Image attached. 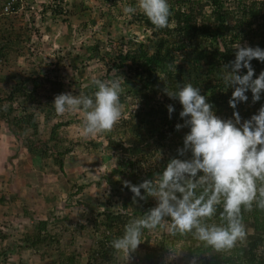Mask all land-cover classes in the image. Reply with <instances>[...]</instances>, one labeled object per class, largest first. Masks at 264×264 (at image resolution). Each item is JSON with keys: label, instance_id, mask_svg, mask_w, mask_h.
<instances>
[{"label": "trees", "instance_id": "trees-1", "mask_svg": "<svg viewBox=\"0 0 264 264\" xmlns=\"http://www.w3.org/2000/svg\"><path fill=\"white\" fill-rule=\"evenodd\" d=\"M55 0L53 7H56L58 14L70 13L73 8L80 6L77 2L70 5H62ZM129 5L135 6L137 0H126ZM171 9L169 27L157 30L150 20L141 12L126 14V24L141 30L143 37L138 41H128L123 35L116 34L117 42L110 49L112 52L100 54L99 49L105 44L95 40L89 46L90 57H98L103 62L106 74L100 78L110 76L112 79L120 78L123 84L121 104L123 115L121 121L114 127L112 132L97 135L101 137L97 144L93 140L86 141L82 149L88 146L92 148L104 146L111 154L106 158H112L114 166L105 177V189L107 196H101L104 203L98 205V199L84 208H78L80 200L73 197L82 189L83 184L77 183L76 179L66 177L62 170V158L72 152V148L80 147L64 143L65 137H59L56 129V120L61 115L55 112L53 102L56 95L62 93L63 86L70 84L68 76L58 70L60 58L54 62H33L29 54H24V59L32 65L30 71L22 67L19 79L11 87L0 90L2 99L1 105L7 101L9 107L16 111L12 116H5L9 131L12 134L19 133L22 145L33 151L38 148L42 154H47L50 149V161L57 166L52 169L54 177L60 185V193L63 197L62 207L57 208L53 202L54 195L49 192H42L43 210L38 217L34 209L22 206V215L28 220V224H19L21 232L16 238L6 232L7 221L0 219V264H14L10 261L16 256V263L19 262L20 253L30 251L37 252L40 258L49 256L51 250H57L60 255L64 254L60 264H156L155 252L173 250L180 242H187L185 264H264V210L257 208L253 203L252 210L242 209V222L245 226L247 237L243 242H238L236 247L227 251L217 252L202 241H199L193 233L181 235L172 234L169 231L171 218L165 217L162 226L155 229H144L142 240L139 246L143 249V255L138 259L134 256L121 260L116 250L112 247L113 239L124 233L125 225L135 218H143L150 209L157 206L155 196H147L141 200L133 201V193L125 186V181L138 185L144 180H151L155 187L167 166L173 159H191V152L184 156L178 154V149L183 147V138L190 130L188 127L176 130L177 123L183 124L179 113L182 105L178 99H171L166 95L164 89L178 91L180 87L191 83L194 87L200 88L202 95L213 105L215 114L222 119H234V109L229 106V99L234 88L225 89L222 74L224 66L235 59L236 45L259 46L264 49V0H168ZM106 5V20L102 23V30L110 28L109 21L111 12L122 10L118 0H103ZM15 7V6H14ZM43 12L46 9H42ZM116 12V13H117ZM0 14V66H8L10 61H16L22 56L21 47L14 48V40L21 43V36L25 32L15 29V25L26 16V22L31 29L34 27L33 18L21 12L19 16ZM14 24V26H13ZM36 35L32 37L31 32L27 33L28 46L37 47L34 40L39 33L34 27ZM69 27H67V31ZM27 32V28L25 27ZM33 38V39H32ZM13 46V47H12ZM89 55V54H88ZM107 58V59H106ZM46 64V65H45ZM255 69V76L264 71V63L253 59L251 61ZM76 66V74L73 68L74 77H80ZM247 69H242L240 74H246ZM31 81L27 82L30 79ZM255 78V77H254ZM1 84L6 82L0 79ZM106 83V82H105ZM97 90L96 86L87 84L85 87L74 86L71 93L75 96H93ZM132 91V104L128 105L126 96ZM69 92V91H68ZM247 102L237 104L235 111L240 114L241 122L250 119L252 115L258 114L259 109L264 105V93L261 99L255 103L252 101L251 91H247ZM173 105L175 111L169 118L167 105ZM45 108L43 124L53 121L49 133L42 139L38 134V119L33 109ZM131 108V109H130ZM11 109H8L10 111ZM25 110L24 114L22 113ZM125 113V114H124ZM63 123V122H62ZM31 132L28 138L26 133ZM103 141V142H102ZM75 142L73 144H78ZM159 147H167L164 158L153 156ZM103 155V154H102ZM104 156V155H103ZM99 158V157H97ZM101 159H105L102 157ZM62 171L64 177L58 176ZM116 176L117 181L122 182L118 192L115 182L111 176ZM199 175H202L199 174ZM196 178L187 177L183 184L198 182ZM42 185V184H39ZM206 185H198L196 195L203 194ZM115 195H112L111 193ZM141 193L146 195L144 190ZM54 194H56L54 192ZM179 195V194H178ZM73 200V201H72ZM5 203V197L0 192V204ZM63 207L66 210H63ZM30 209V210H29ZM55 210H60L58 216L54 215ZM223 211L222 204L217 206V213L211 219L203 221L207 225L216 224L221 226L220 213ZM69 214L77 217L75 224H68ZM59 226V230H57ZM63 231L69 232V237L61 239ZM79 234H86L91 242L88 248L79 247L75 250V238ZM11 236V242L8 240ZM158 236V238H157ZM157 242L149 246L150 239ZM62 251H60V249ZM14 256V257H12ZM46 258V257H45ZM83 259V261H81Z\"/></svg>", "mask_w": 264, "mask_h": 264}, {"label": "clouds", "instance_id": "clouds-1", "mask_svg": "<svg viewBox=\"0 0 264 264\" xmlns=\"http://www.w3.org/2000/svg\"><path fill=\"white\" fill-rule=\"evenodd\" d=\"M31 2L37 3L36 0ZM53 3L51 0L48 2L40 0V12L36 11V13L39 16H44L49 9L53 11V8H56L53 7ZM79 4V9H81L82 2ZM14 6L13 12L3 15L11 14L12 17H15L14 14L25 8V14H29L28 16L34 20L36 14L29 10L32 5H29L27 0L16 1ZM42 9H46V11L43 12ZM137 11L143 13L157 30L169 27L171 9L168 0H137L135 6L128 5L123 8V12L129 15L135 14ZM66 14L69 13L66 12ZM25 22L26 20L22 19L19 24L15 26L13 24L16 30L25 32L23 33L25 35L21 36V43L17 40L13 41V43H17V47H21L23 53L21 58L24 57V54H29L27 33L31 32L34 37L32 31H29V27L24 25ZM66 35H69V32ZM35 41L34 43H36ZM41 49L42 47L40 45L38 47V44L33 48L34 59L36 62H42L39 65L40 71L43 62H54L56 58H59L55 53L44 54V50L37 57V52ZM236 49L235 59L223 67L222 74L225 89L234 88L229 99V106L234 109V119L218 117L213 110V105L207 101L205 95L201 94L200 88L194 87L191 83L180 87L178 91L164 89L167 96L171 99H178L182 105L179 116L184 122L183 124L177 123L175 128L179 131L181 128L188 127L190 130L183 138V147L177 151L180 156H184L190 151L191 159L171 160L155 187L151 180H144L138 185L125 181V186L134 194L133 201L137 198L144 200L147 196H155L158 204L150 209L143 218L131 219L125 225L123 235L112 240L111 245L117 253L123 252L125 256H128L131 251L137 249L141 254L134 256V259H138L140 255H143V249L139 246L143 241V230L162 226L165 217L171 218L169 231L172 234L177 232L181 235L193 233L199 241L204 242L206 246L212 247L217 252L231 250L236 247L238 242H243L247 237L242 222V209L251 211L253 203H255L257 208L264 210V105L261 106L258 114L252 115L250 119L243 120V122H241L242 118L239 112L235 111L238 103L248 101L247 91H251L253 103L259 101L261 94L264 93V71L255 76V69L251 64L253 59L264 63V49L259 46H241L240 44L236 45ZM90 56L87 54V58H91ZM78 62L80 60L75 58L74 63ZM74 67L76 68V65L71 67V71ZM2 68L3 66H0V69ZM25 69L30 71L27 66ZM77 69L82 74L80 77L74 78H83V71ZM242 69H247L246 74H240ZM30 81L31 76L27 82ZM121 82L120 78L112 79L108 83L100 79H93L90 84L92 83L97 88L93 96L83 94L75 96L71 93L74 87L70 88L71 83L67 84L68 87L63 86L67 91L62 92L63 89H61L62 93L54 98L52 104L55 112L62 116L65 113L83 111L82 135L85 137L110 133L121 121L123 115L120 99L123 91ZM4 84H6L5 87ZM4 84L0 85V90L11 87L8 82ZM79 86L84 87L81 84ZM132 93L130 91L126 97L131 98ZM0 99H2L1 92ZM5 102L7 103V101ZM5 102L3 105L0 103V111ZM167 109L169 118H171L175 109L171 104L167 105ZM24 112L25 110L22 113L24 114ZM33 113L38 119L39 132L42 125L43 127L48 126L47 124L52 126L53 121L43 124L42 116L45 113V108L33 109ZM0 122L5 123L6 130L13 139L21 138L19 133L12 134L9 131L6 118L3 121L0 119ZM49 130L42 136V139L49 133ZM26 136L30 138L31 132L26 133ZM16 140L21 144L20 140ZM65 143L67 142L65 141ZM26 148L28 152L30 151V155L36 157L35 167L43 168L45 159L48 162L51 159L49 155L42 154L38 148L34 151L29 147ZM49 152L50 149L46 153ZM49 164H52L51 161ZM52 169L56 170L57 166L50 168L51 171ZM201 173L202 175H199ZM198 175V182L182 183L187 177L196 178ZM54 184H58V182ZM198 185L207 186L204 188L203 194L199 196L196 195ZM141 189L146 195L141 193ZM221 204L223 211L220 213V217L224 224L218 226L203 223L216 215L217 206ZM60 213V210L54 211L55 216Z\"/></svg>", "mask_w": 264, "mask_h": 264}, {"label": "rangeland", "instance_id": "rangeland-1", "mask_svg": "<svg viewBox=\"0 0 264 264\" xmlns=\"http://www.w3.org/2000/svg\"><path fill=\"white\" fill-rule=\"evenodd\" d=\"M45 1L48 2L49 0ZM51 1L55 3V0ZM73 1L77 3L82 2V8L79 9L80 7H74L73 11L69 14L65 13L60 15H58L57 8H53V11L49 9L46 14L47 19L45 23L41 24L37 18H34L32 24L39 32L35 42L38 44V47L39 45L42 47V49L37 52V57L41 55V51L43 50L44 54L55 53L56 56L60 58L58 70L60 72L62 70V73L68 76L67 78L69 82H71L70 88L74 86L78 87L79 84L85 87L87 86L85 85L86 83L89 85L93 79H100L106 74L105 66L98 57L93 56L87 58V54L91 55L89 47L87 46H90L95 40H100L105 44L104 48L99 49L100 54H105V52H112L110 48L117 42L116 34L123 35L124 39L128 41H138L143 37L141 30H137L133 26L127 25L125 22L127 15L123 12V8L129 5L126 0H118L122 11L118 13L112 10L109 21L110 28L107 31L105 29L103 31L101 30L103 21L108 17L105 11L106 5H103V0H59L57 2L62 6L64 4L70 5ZM36 2L37 3H31L32 8L29 9L30 11L36 10L40 12V0H36ZM24 25L30 27L28 22H25ZM46 26H50L51 28L46 30ZM67 26L69 27L68 31L66 28ZM34 27L29 29V31H32V33L36 35L33 29ZM68 32L69 35H66ZM12 44L14 48H17V43ZM28 50L31 60L36 62L34 59L35 51L31 46H29ZM75 58L80 60V62L77 64L74 63ZM73 65L79 66L78 68L83 71V78H74L73 72L71 71ZM23 66H27L29 69L32 68V65L26 62L24 57H18L16 61H10L8 66L0 69V79H5L6 82L12 85L19 79L18 74L21 73ZM16 74L17 76H15ZM109 78L110 76H108V78L105 76L104 82H111ZM5 85L6 84H4V87ZM61 89H63L62 92L67 91L66 88L64 89L62 87ZM126 98L127 104L131 105V98ZM1 109L0 119L2 121L5 116L16 114V111L11 109L6 102ZM8 109L11 110L8 111ZM83 117L84 113L80 110L77 112L65 113L62 117L58 118L56 121L61 122V124L58 123V128L56 129L58 136L65 137V141L71 145H84V143L89 140H93V145L97 144L98 141L102 139L101 137H85L82 135ZM47 125L49 126V124ZM43 130L44 127L42 125L40 126L41 133L39 134L41 138L45 134ZM76 141L79 143L73 144ZM2 145L5 150L1 149ZM83 147L74 146L72 152L66 154L61 160L62 170L66 172V177L74 178L77 183L83 184L81 191L73 197V200H75V198L80 200V203L77 204L78 208H84L85 204L89 205L91 202L93 204V201H96L97 198H99L97 200L98 205L104 203L101 196H107L106 194L110 191L109 188L108 190L105 189V175L112 168H117L113 165L112 158H106V156L111 153L107 149H103L104 146L100 145L94 148L88 146L85 150L82 149ZM152 147L154 150L155 146L152 145ZM166 149L167 147H159L157 154L154 150L153 156L158 155L164 158L167 156ZM48 154L50 153H47V155ZM29 156L30 151L28 152L25 145L20 144L15 138L13 139L6 130L5 123L0 122V192H2L5 197V203L0 204V219L7 221L6 232L13 235L12 239L16 238L21 232V228L18 227L19 224H28V220L24 216H21L22 206L19 203V200H21L25 194L29 193L31 195V197H26L29 204L28 207L31 209L35 208L33 211H37L36 214L38 217L45 216L44 213L43 215L40 214L41 210H43V202L39 198L35 200L34 198L36 195L42 196V192L50 191V193L54 195L53 202L55 206L57 208L62 207L61 202L63 201V197H61L62 194L59 190L60 185L54 184L57 180L56 177H54V173L50 170L51 167L56 168V165L49 164L50 161L48 162V160L45 159L43 168L39 166L34 167L33 162L29 163ZM102 157L105 159H101ZM23 175L25 178H23ZM58 176L64 177L62 171H60ZM28 178H30L31 181ZM22 179H24V182L21 181ZM111 181L115 182L118 192L120 186H122V182L117 181L114 175L111 176ZM36 184L38 185L36 186ZM31 188L35 189L30 191ZM18 191H20L19 193L21 194L13 197ZM54 192L56 194H54ZM111 194L115 195L113 192ZM107 197H110V195ZM63 210L66 209L63 207ZM69 218L68 224L74 225L77 217L69 214ZM57 230H59V226ZM68 237L69 232L63 231L61 239L63 238V240H65ZM157 238L154 241L151 237L149 246L155 245ZM8 242H11V236ZM74 242L75 250H80L79 247L88 248L91 244L88 236L84 233H78ZM186 245L187 242L185 241L184 243L180 242L175 245L173 250H157L155 252L156 264H185L187 256ZM59 249L62 251L61 248ZM139 254L141 253L136 249L131 251L128 256H125L123 252H118L117 256L122 263L123 260H128L127 258L138 256ZM39 255L38 252L32 254L30 251H25L24 253H20L21 259H19V262H27L26 264H60L62 257H64V254L60 255V252L58 253V251L54 249L51 250L49 256H45L46 258H40ZM15 258L17 259L15 256L14 260L11 259L10 261L17 264ZM81 261H83V259H81Z\"/></svg>", "mask_w": 264, "mask_h": 264}, {"label": "crops", "instance_id": "crops-1", "mask_svg": "<svg viewBox=\"0 0 264 264\" xmlns=\"http://www.w3.org/2000/svg\"><path fill=\"white\" fill-rule=\"evenodd\" d=\"M32 0H27V3L29 4V5H31V2ZM32 8V7H31ZM21 12H24V13H26V9L25 8H23V9H21V10H19L18 12H17V14L16 15H19ZM33 13L34 14H36V10H34L33 11ZM34 18H37V20H39V22L42 24V23H45V20L47 19V17H46V15H44V16H39V14H36L35 15V17ZM23 19V18H22ZM24 19H27L26 18V16L24 17ZM51 27L50 26H46V30H49ZM25 34H23V36H24ZM33 37V36H32ZM75 68V67H74ZM73 69V68H72ZM74 71H75V74H76V68L74 69ZM80 73H81V71H79ZM0 84H1V82H0ZM2 86V85H1ZM42 112H43V110H42ZM48 130H49V126H46V127H44V132L45 133H47L48 132ZM64 143H65V141H64ZM4 146L2 145L1 146V149L2 150H5V148H3ZM0 159H1V157H0ZM30 162H33L34 163V167H35V165H36V157L34 156V155H30L29 156V163ZM24 176V175H23ZM27 177V176H26ZM23 178H25V176L23 177ZM30 181H31V179L30 178H28ZM22 182H24V179H22L21 180ZM38 184H36V186H37ZM33 189H35V188H33ZM33 189L31 188L30 189V191H33ZM20 191H18L13 197H16V195L18 196L19 194H21V193H19ZM26 197H31V195L29 194V193H27V194H25V196L21 199V200H19V203H20V205L21 206H26V207H28V202H27V198ZM36 198H39V199H41V201H42V198H41V196H37L36 195V197L34 198V200L36 199ZM29 208V207H28ZM32 209H35V208H32Z\"/></svg>", "mask_w": 264, "mask_h": 264}, {"label": "built area", "instance_id": "built-area-1", "mask_svg": "<svg viewBox=\"0 0 264 264\" xmlns=\"http://www.w3.org/2000/svg\"><path fill=\"white\" fill-rule=\"evenodd\" d=\"M16 1L20 2L21 0H0L1 10L0 13L7 14L13 12L15 9L13 8Z\"/></svg>", "mask_w": 264, "mask_h": 264}]
</instances>
